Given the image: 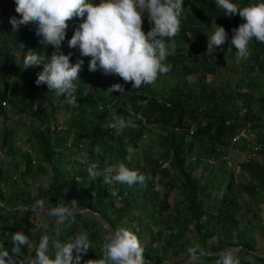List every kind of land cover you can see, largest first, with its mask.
Returning a JSON list of instances; mask_svg holds the SVG:
<instances>
[{"label": "trees", "instance_id": "obj_1", "mask_svg": "<svg viewBox=\"0 0 264 264\" xmlns=\"http://www.w3.org/2000/svg\"><path fill=\"white\" fill-rule=\"evenodd\" d=\"M255 1L231 0L238 7L254 5ZM15 7L14 0H0V122L9 114H24L35 120V125L25 138L26 149L13 147L11 127L0 133V153L5 155L0 159V248L11 251V233L22 231L31 243L22 246L19 258L30 260L40 236L55 235L59 227L58 238L64 242L86 233L92 247L82 260L99 261L107 231L95 212L105 219L108 230L123 227L136 234L148 264H181L192 256L191 248L207 253L198 258V264H215L218 253L235 247L241 264H264V256L255 255L264 253V219L260 222V211L246 217L249 205L264 208L260 180L264 178V140L259 141V130L264 129V43L251 41L250 55L241 65L245 71H236L234 81L225 79L218 87L205 80L207 74L217 72L216 68H234V59L217 66L218 61L206 53V35L215 23L223 26L229 37V31L243 22L239 15L224 16L216 0H184L181 29L174 37L176 51L166 60H170L172 75L194 74L195 80L174 86L167 101L159 102L149 92V85L132 89L131 82L125 83L118 76L105 75L100 69L90 72L91 58L78 52L71 55L70 62L82 59L84 64L74 81L75 99L69 102L66 96H57L46 85L35 83L43 65L24 69L27 50L50 57L54 49L39 46L32 23L12 30L10 17L19 19ZM62 52L68 54V50ZM19 79L27 85L22 96L13 92ZM116 83L126 92L109 93ZM39 94L53 117L62 103L67 108L60 130H50L47 125L53 117L44 110L46 106L33 103ZM2 101L8 102L7 107ZM255 104L260 106L258 112L252 111ZM127 105L134 115L127 112ZM137 112L149 125L160 127L154 141L159 148L156 155L151 146L143 147L141 135L148 133V126L136 119ZM119 118L133 121L134 126L116 134L108 125ZM241 128L245 135L231 140ZM249 133H255L258 140L253 150L246 138ZM233 148L248 156L237 163L248 173L247 183L236 181L231 162H226ZM35 158L38 163L33 169ZM117 163L145 175V182L107 185L102 177L89 178L90 165L103 170ZM42 164L48 166L50 176L44 181V192L32 194V183L38 185L37 177L46 169ZM113 188L117 196L111 195ZM174 189L179 198L170 204L167 198ZM37 200L45 203L42 211L10 209L21 205L35 208ZM58 204L69 208L72 220L59 223L46 214ZM36 227L38 230L31 232ZM196 261L194 257L189 264Z\"/></svg>", "mask_w": 264, "mask_h": 264}, {"label": "clouds", "instance_id": "obj_2", "mask_svg": "<svg viewBox=\"0 0 264 264\" xmlns=\"http://www.w3.org/2000/svg\"><path fill=\"white\" fill-rule=\"evenodd\" d=\"M14 3V11L19 19L10 17L12 30L18 31L21 26L32 23L35 25V35L39 37V46H51L54 49L50 57L31 49L25 52L24 69L43 65L42 71L37 73V85L44 84L48 91H54L57 96H66L72 102L76 91L74 81L78 80L84 61L77 59L71 63L70 57L79 52L80 56L91 58L88 61L90 72L100 69L105 75L118 76L125 83L131 82L132 89L149 85V92L159 102L167 101L165 98L170 97L171 92L167 95L154 94L152 87L157 83L158 75L171 71L172 65L165 61L170 62L166 60L167 57L176 51L174 37L181 29L184 0H100L98 4H93L91 0H14ZM216 4L224 11V16L239 15L242 19L243 22L231 30L229 43L235 48L237 61L247 59L250 41L255 39L264 43V2L245 7H238L231 0H216ZM144 13H147L149 23L153 25L147 33L142 30ZM73 18L81 22L74 31H66L67 22ZM212 29L206 35V53L214 58L213 53L228 40V33L223 26L215 23ZM20 47L23 45L20 44ZM66 50L68 54L62 52ZM161 79L164 80L163 77ZM112 91L120 94L126 92L119 83L108 89L109 93ZM165 105L168 106V103ZM127 112L134 115L130 105H127ZM135 117L140 120V124L149 126L140 112ZM131 126H134V122L124 118L108 125L116 134ZM191 130L192 127H189L188 134ZM144 137L145 134H142L141 138ZM67 139L69 142L71 137ZM87 171L90 179L102 177L103 183L107 185L143 184L146 180L145 175L130 170L123 163L110 165L103 170L92 164ZM111 195L117 196L118 191L113 188ZM34 207L44 209L45 203L37 200ZM46 214L56 217L59 223L73 219L72 212L63 204H58ZM59 235V227L55 235L42 234L34 256L24 261L19 258V253L22 246H28L31 241L22 231L11 233V251L0 248V264H92V260H82V256L92 247L86 233L75 234L66 242L61 241ZM101 251L102 258L98 264H148L138 237L127 228L108 230ZM189 252L197 258L195 264H198L200 256L206 254L200 248H191ZM215 264L241 262L235 250H225L219 253Z\"/></svg>", "mask_w": 264, "mask_h": 264}, {"label": "rangeland", "instance_id": "obj_3", "mask_svg": "<svg viewBox=\"0 0 264 264\" xmlns=\"http://www.w3.org/2000/svg\"><path fill=\"white\" fill-rule=\"evenodd\" d=\"M10 1H13V0H10ZM91 2L93 4H98L100 2V0H91ZM262 0H256L255 1V4L257 3H261ZM142 30L147 33L150 28L153 26L152 24L149 23L148 19H147V13H144L142 15ZM81 22L80 19H77V18H73L72 20H69L67 23H68V28L66 30L68 31H74L75 27H78L79 23ZM72 29V30H71ZM232 30V29H231ZM229 31V37H228V40L223 44L224 48L223 47H219L214 53H213V57H214V60L215 61H218L217 63V66L220 67L221 66V63H225L226 60H232L234 59L235 61V66L233 68V65H231L230 67H227L225 68L224 70L223 69H217V72L214 73V75H210V74H207L205 76V80L206 81H212L211 83L216 85V86H220L224 81L225 79H232L233 81L235 79H233L232 77L234 76L236 78V75L235 73H237L236 71H239L241 70L243 73H244V68L241 67L242 65V61H237L236 59V53H235V48L234 46H231L229 41L231 39V36H232V31ZM250 44H251V41L249 42V47H250ZM17 58V56H16ZM165 63H169L171 64L170 62H167L165 61ZM190 60H188V65H190ZM199 63V62H198ZM88 68V67H87ZM231 68V69H230ZM195 75L193 74H190L188 75L187 77L186 76H183L181 77L180 75H172L170 72L166 73V74H161V75H158V78H157V83L152 87V92L154 94H162V95H167L171 92V87H173L172 85L173 84H176V85H183L184 82H190V80L194 81L195 79L193 78ZM164 78V80H162L161 78ZM191 81V82H192ZM182 87V86H181ZM27 91V85L25 83H23L22 79H19L18 81H16V84H15V89H13V92L15 94H17L18 96H22L26 93ZM41 94H39L35 99V101H33V103H41V105L43 107L46 106V109H44L46 111V113L48 115H50L51 117H53L50 113V108L48 105H46L42 98L40 97ZM7 101H6V105L5 107H7ZM237 103V102H235ZM69 105H72V103H70ZM204 103H201V106H203ZM241 108V107H240ZM259 104H255L253 107H252V111H259ZM57 111V110H56ZM256 113V112H255ZM66 114H67V108L65 107V105L62 103L61 104V108L58 109V112L55 114L54 112V115L55 117H53L51 121L49 122H57V123H61V121L66 117ZM258 114V113H257ZM35 120H33L32 118L22 114L20 117H18L17 115H14V114H9L6 118L5 121L3 122H0V133L2 131L3 128H6V127H11L12 130H13V136L11 137L12 141H13V147L16 149H26L27 148V142H26V136L28 135L30 129L35 125L34 123ZM200 124H203V122H200ZM159 129L156 125H149L148 126V133L146 134L145 133V137L142 138L143 140V147H145L146 145H149L151 146V152L153 155H156L159 151V148L154 144V141L157 137V134L159 133L158 132ZM260 132V135H261V138L259 139L258 138V135H257V138L259 139V141L262 143V141L264 140V129H261L259 130ZM247 138L248 140L250 141H256L258 143V140L255 139V133L251 134V135H247ZM263 139V140H261ZM68 140V139H67ZM251 145V144H250ZM140 148V147H139ZM135 149L136 151L139 149ZM230 154L229 156L230 157V160H227V164L231 162V167L233 168V171L235 173V178H236V181H239V182H242V183H247V176L248 173L246 172L245 168L242 167H239L237 166V163L239 161H245L246 159L245 158H248V156H244V154L240 155L238 154L235 149L233 148V150H231V153H228ZM5 155L1 154L0 153V159L3 158ZM228 157V156H227ZM245 157V158H244ZM233 158V160H231ZM228 159V158H227ZM17 160V159H15ZM232 161H234L232 163ZM32 163V168L34 169V167L37 165L38 161L35 160ZM23 166V165H22ZM21 166V167H22ZM42 166L45 167L44 164H42ZM213 167H218V165H215ZM46 169L44 170V173H41V175L39 177H37L39 179V183L37 185V183H32L31 187H32V194L33 193H40V192H44V186H45V182L46 180H48L50 174L48 173V166L45 167ZM36 178V179H37ZM28 180H30L28 178ZM260 180L263 181V184H264V178L260 177ZM264 187V186H263ZM157 189H160L158 186H156ZM162 191V190H161ZM177 189H174L172 190L170 193H169V196H168V202L170 204H172V201L174 200V198L176 197L177 198ZM179 198V196H178ZM245 200H247V197L245 195ZM242 201V200H241ZM262 205H249V207L246 209L248 214H247V218L250 216V214L252 212H258L260 211V222L263 221L264 219V208L262 209L261 208ZM38 220V219H37ZM44 220V219H43ZM264 225V224H263ZM98 226V225H97ZM153 229V228H152ZM38 228L36 227L35 229H32L31 232H34V231H37ZM83 260H87V259H83ZM92 264H98V260L92 262Z\"/></svg>", "mask_w": 264, "mask_h": 264}, {"label": "water", "instance_id": "obj_4", "mask_svg": "<svg viewBox=\"0 0 264 264\" xmlns=\"http://www.w3.org/2000/svg\"><path fill=\"white\" fill-rule=\"evenodd\" d=\"M0 205H1V202H0ZM23 208H25V209H31V210H34V211H42L43 209H36V208H30V207H27V206H25V205H21V206H13V207H11L10 209H23ZM80 210H76L75 212H79ZM95 216H96V218L99 220V222L101 223V225H102V227L106 230V231H108V226H107V223H106V221H105V219H103L101 216H99L97 213H93ZM237 249V247H235V248H233L232 250H236ZM207 254V253H206ZM218 255H219V253H218ZM255 255L256 256H258V257H262V256H264V253H255ZM193 256H190L187 260H185L184 262H182L181 264H189L192 260H193Z\"/></svg>", "mask_w": 264, "mask_h": 264}, {"label": "built area", "instance_id": "obj_5", "mask_svg": "<svg viewBox=\"0 0 264 264\" xmlns=\"http://www.w3.org/2000/svg\"><path fill=\"white\" fill-rule=\"evenodd\" d=\"M73 50H76L77 48H72ZM241 109L238 111V113L240 114L241 113ZM58 128V127H57ZM244 132H245V130H244V128H241L237 133H235L233 136H232V139L231 140H237V138L239 137V136H244L245 134H244ZM248 135H250V133L248 134ZM248 139V138H247ZM250 144L251 145H249L250 146V148L253 150V149H255V143L253 142V141H251L250 142ZM224 159H225V157H223ZM166 163H163L162 164V166H164Z\"/></svg>", "mask_w": 264, "mask_h": 264}, {"label": "crops", "instance_id": "obj_6", "mask_svg": "<svg viewBox=\"0 0 264 264\" xmlns=\"http://www.w3.org/2000/svg\"><path fill=\"white\" fill-rule=\"evenodd\" d=\"M3 105H5L6 103H4V101L1 102ZM2 120V117L0 116V121ZM51 121V120H50ZM49 127L50 130H60L62 128V125L60 123L57 122H49V124L47 125ZM58 127V128H57Z\"/></svg>", "mask_w": 264, "mask_h": 264}]
</instances>
